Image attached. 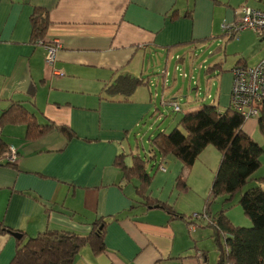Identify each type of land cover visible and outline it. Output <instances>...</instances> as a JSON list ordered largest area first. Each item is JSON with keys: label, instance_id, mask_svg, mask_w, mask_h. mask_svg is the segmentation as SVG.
Returning <instances> with one entry per match:
<instances>
[{"label": "crops", "instance_id": "obj_1", "mask_svg": "<svg viewBox=\"0 0 264 264\" xmlns=\"http://www.w3.org/2000/svg\"><path fill=\"white\" fill-rule=\"evenodd\" d=\"M243 5L263 8L264 2L0 0V114L18 103L38 125H53L29 138L24 123L0 124V139L16 151L12 162L0 159V264H9L15 253L13 231L25 240L45 229L86 235L97 219L105 222V250L96 255L84 246L72 264H218L210 260L216 252L208 214H185L180 198L190 187L180 193L175 188L180 174L190 178L197 159L189 170L172 155L156 159L164 169L154 173L148 194L184 216L174 218L162 207L139 204L138 181L124 179L114 164L120 154L127 155L126 163L130 154L149 156V140L156 133H149L151 126L146 131L143 127L157 113L156 83L146 73L130 95L111 94L107 87L119 77H139L147 54L160 50L168 59L158 73L163 94L168 80L180 75L178 61L184 65L187 57L192 60L215 43L206 54L222 55L205 67L213 76L203 83L216 86L214 96L207 97L224 111L230 103L232 68L237 63L254 65L264 56V35L242 30L230 37L221 26L233 22ZM37 13L48 20L43 40L61 43L52 65L44 62L43 46L31 41ZM231 53L235 60L227 64L225 56ZM177 94L162 97L161 103H179ZM58 127L73 136L67 138ZM242 129L255 141L256 117ZM215 150L207 146L198 157L208 152L215 159ZM210 159L208 173L219 164Z\"/></svg>", "mask_w": 264, "mask_h": 264}, {"label": "trees", "instance_id": "obj_2", "mask_svg": "<svg viewBox=\"0 0 264 264\" xmlns=\"http://www.w3.org/2000/svg\"><path fill=\"white\" fill-rule=\"evenodd\" d=\"M47 22V18L41 17L38 13L37 17H32L31 41L43 40ZM233 36L234 34L230 35ZM256 64L237 63L234 67L239 65L251 67ZM142 83L143 81L139 79L119 77L107 89L111 94L130 95ZM231 106L229 103L224 111H219L217 104H205L197 110L183 113L176 126L167 134L158 131L150 138L149 156L130 154L129 163L124 161L127 155L116 156L114 164L121 172V176L127 180L135 178L138 181L135 191L140 198L139 204L147 208L158 204V207L164 208L173 218L184 217L171 206L152 199L148 194V187L160 164L156 159L158 156L165 159L166 156L172 155L188 170L209 145H213L221 157L210 187V198L225 196V200H229L241 192L249 181L263 178L255 177L261 166L262 148L242 129L245 121L250 118H244ZM256 120L257 128L264 137V109L260 110ZM8 122L24 123L26 136L29 138L40 136L53 126L38 125L33 116L18 103H11L0 114V124ZM57 130L67 138L73 136L65 127H58ZM8 148L0 139V159L5 158ZM175 188L178 193L187 189L182 174L176 178ZM238 203L249 221L247 226L233 225L224 216L223 210L218 212L216 217H211L208 213L210 218L208 226L213 229V242L218 255L217 263L264 264V188L259 185L242 191L238 196ZM104 226L105 222L97 219L91 224V230L86 235L66 230L45 229L35 236L26 237V240L22 236L16 240L15 253L9 264H72L84 246H89L93 254H100L105 250Z\"/></svg>", "mask_w": 264, "mask_h": 264}, {"label": "rangeland", "instance_id": "obj_3", "mask_svg": "<svg viewBox=\"0 0 264 264\" xmlns=\"http://www.w3.org/2000/svg\"><path fill=\"white\" fill-rule=\"evenodd\" d=\"M215 43L209 44V48H212ZM200 48V47H196ZM208 48V49H209ZM205 50L204 53L197 52L196 56H192V60L190 58H186V63L182 65L183 61H178V63L181 65L182 69L179 68L178 72H186L188 76L186 78H182L180 75H176L175 80L169 79L168 83L164 85L167 90L162 94V84L159 80L158 76L160 77L159 71L162 69L164 65L167 64V60L165 58V54L157 50L153 53H148L147 57L145 58V61L143 62V71L138 76H130L133 79L141 78L143 80L146 78V73L150 74L151 79L153 80L156 85H154V91L153 94L156 92V95L153 96V99L157 105V113L154 114L151 118H147L146 126L143 127L144 130L148 128V126H151V130L149 133H156L160 131L161 129H164L165 132H169L174 126L171 125V123L177 119H180L182 114L188 110L189 108H197L200 105L210 104L212 102L211 98H208V94H213L211 96H214V91L216 89V86L209 83L208 86H206L205 79L209 76H213L212 72L213 70H209L207 73L205 70V67L209 64L214 63L216 60V57H220L222 54L220 51H217L218 54L213 53L212 55L206 54L207 50ZM254 52L257 53L256 49L254 48ZM152 54V55H150ZM215 54V55H214ZM236 54H227L225 56L226 63L230 64L235 60ZM173 61L169 60L168 66L169 69L173 66ZM204 66V68H203ZM176 72V73H178ZM161 78V77H160ZM153 85V84H152ZM198 86V90H194V86ZM133 93V92H132ZM131 93V94H132ZM177 94L178 99V105L181 107L180 112H175L173 110V106L168 101L166 104L161 103L162 97L170 98L173 94ZM150 124V125H149ZM179 126V125H178ZM257 135L255 138L256 143L258 142L259 145L262 148V154L260 157V168L256 171L255 177H263L261 180H251L245 186L243 187L242 191H245L248 188H251L253 186H261L264 188V137L259 132L258 128L255 131V134ZM146 137L142 136V146L146 147V144L144 143V140ZM140 141H138L139 143ZM141 147V146H140ZM209 147H213V149H216L213 145H209ZM216 151V150H215ZM208 152H205L201 158L198 157L196 162V170H192L191 176L189 179L185 176V182L187 188L190 187L188 190V194L185 196H182L180 198V202L183 204V212L185 214H188L189 216L194 213H201L205 208V212L208 214L209 211L212 212V214H217L218 212L223 210V214H227L230 218L233 220V225L235 226H247L249 224V221L246 219V217L243 214V211L238 203V196L242 192L236 193L233 197H231L229 200H225V196L223 197H217L215 199L210 198V187L213 181L214 172L216 170L215 167H211L214 171H211L210 173L207 172V160L211 158H208ZM219 156V157H218ZM218 163L220 161V154L218 152V155L216 154L215 159L211 158L210 160H217ZM213 162V166H215V163ZM189 170V169H188ZM209 208V210H208ZM242 221L239 220V218ZM201 242V241H200ZM204 244V243H202ZM204 246V245H202ZM206 248V247H204ZM208 250H210L208 248ZM216 252V250H215ZM210 252V254H212ZM217 252L216 254L210 255V260L212 262H217Z\"/></svg>", "mask_w": 264, "mask_h": 264}, {"label": "built area", "instance_id": "obj_4", "mask_svg": "<svg viewBox=\"0 0 264 264\" xmlns=\"http://www.w3.org/2000/svg\"><path fill=\"white\" fill-rule=\"evenodd\" d=\"M224 31L236 34L238 31L251 30L257 35H264V7L256 8L243 5L239 9L237 18L231 23L221 24ZM36 44L45 49L44 62L52 65L55 61V54L61 48L58 39L37 40ZM179 67H176L178 70ZM62 75V73H59ZM183 77L185 73L180 72ZM233 80L230 89V105L244 118L257 117L260 110L264 109V58L255 66H236L232 68ZM175 112H180L181 108L177 102L171 103ZM6 161L12 162L16 151L13 147L8 148ZM159 169H164L159 166ZM194 217H207L206 212L201 215L193 214ZM210 222V221H209ZM199 258L201 252H198Z\"/></svg>", "mask_w": 264, "mask_h": 264}, {"label": "water", "instance_id": "obj_5", "mask_svg": "<svg viewBox=\"0 0 264 264\" xmlns=\"http://www.w3.org/2000/svg\"><path fill=\"white\" fill-rule=\"evenodd\" d=\"M155 207H158L157 205H155ZM13 237H15L16 239H20L22 237L21 233H19L18 231H13L10 233Z\"/></svg>", "mask_w": 264, "mask_h": 264}, {"label": "clouds", "instance_id": "obj_6", "mask_svg": "<svg viewBox=\"0 0 264 264\" xmlns=\"http://www.w3.org/2000/svg\"><path fill=\"white\" fill-rule=\"evenodd\" d=\"M37 42V41H36Z\"/></svg>", "mask_w": 264, "mask_h": 264}]
</instances>
